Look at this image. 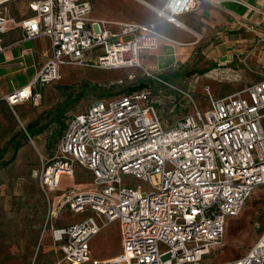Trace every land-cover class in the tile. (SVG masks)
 Segmentation results:
<instances>
[{"label":"built area","instance_id":"2783aa9c","mask_svg":"<svg viewBox=\"0 0 264 264\" xmlns=\"http://www.w3.org/2000/svg\"><path fill=\"white\" fill-rule=\"evenodd\" d=\"M201 1L166 0L155 12L179 25L177 16ZM231 1L257 16L247 27L264 46V0ZM29 6L33 16L17 23L24 31L22 40L45 35L51 53L30 83L4 98L10 106L39 102L42 94L34 87L60 79L63 64L140 68L148 74L141 56L163 37L154 23L91 17L89 0H31ZM9 20L0 9V51ZM178 90L192 110L169 130L163 129L147 89L98 99L68 120L57 152L33 176L49 205L60 175L71 174L75 164L91 172L94 188L64 197L49 208L46 222L65 205L73 212L90 209L104 223L119 220L122 252L107 260L92 258L89 240L102 225L91 215L51 227L61 252L58 264H201L222 239L226 218L237 216L253 190L264 185V77L223 97L206 88L204 110L189 91ZM122 175L149 183L151 190L123 183ZM213 264H264V231L242 256Z\"/></svg>","mask_w":264,"mask_h":264},{"label":"rangeland","instance_id":"374dc122","mask_svg":"<svg viewBox=\"0 0 264 264\" xmlns=\"http://www.w3.org/2000/svg\"><path fill=\"white\" fill-rule=\"evenodd\" d=\"M89 1L92 5V17L105 20H136L143 16L139 4L134 0ZM150 1L158 6L164 2V0ZM125 69L128 68L101 69L75 64L61 65L60 79L48 85L49 94L43 108L44 115L40 118L43 121L42 126L36 129V133L40 134L39 138L34 137L35 129L19 121L11 110L9 113H4L6 119L0 124V138L10 137V139L4 142L9 149L2 151L0 160V193H15L16 200L13 201L18 208H23L19 205L22 203L20 195L31 187L26 179L37 180L33 172L40 168L43 160L55 155L68 119L102 96L101 99L108 100L117 97L118 94L129 93L130 85H144L143 88L151 93L164 130L173 128L181 116L192 110L190 102L178 89L189 90L201 110L208 106V103L203 100L207 97L197 98L190 88V82L176 81L178 75L175 72L166 77L157 76L148 70L147 74L140 68H132L133 78L129 80L128 74L124 72ZM246 73L251 76V80H258L264 77V68L255 73L247 70ZM158 79L169 83L174 88ZM221 79L225 78L218 77L217 81L220 82H217L218 87L215 93L218 97L242 89L250 82L244 80L237 86L230 87ZM194 83L200 82L194 81ZM204 86L201 87L202 96H206ZM22 144L25 146L20 152L19 147ZM122 181L143 191L151 190L149 183L139 181L131 175H122ZM93 188L91 172L75 164L71 174L60 175L54 192L49 194L50 202L53 207L71 193L87 192ZM43 196L46 201V195L43 194ZM69 209V206L65 205L61 210L62 214L57 218L61 220V225L78 220L88 212L76 215ZM262 231H264V185L253 190L237 216L226 218L222 239L217 245L210 247V252L203 257L201 264L223 263L242 256L255 243ZM35 235L34 227H0V264H58L61 252L52 241L49 224L41 227L38 238Z\"/></svg>","mask_w":264,"mask_h":264},{"label":"crops","instance_id":"0c3cea01","mask_svg":"<svg viewBox=\"0 0 264 264\" xmlns=\"http://www.w3.org/2000/svg\"><path fill=\"white\" fill-rule=\"evenodd\" d=\"M30 1L9 0L0 5L4 15L10 19L6 24V30L1 34L4 49L0 51V124L6 119L4 113H9L11 110L19 121L35 129L34 137L39 138L40 134L36 133V129L42 126L43 121L40 118L44 115L43 108L49 94L50 83L44 87H34V91L42 94L41 100L37 103L23 101L10 106L4 99L14 90L30 83L51 53L50 40L45 35L22 40L24 31L17 23L33 16L29 6ZM134 1L140 6L142 18L106 20L112 23L114 21L154 23L163 37L158 40L155 49L144 52L141 56L143 65L150 73L168 77L175 72L178 75L176 81L190 82V88L199 99L207 97V94L202 96L201 87L204 85V90L207 88L212 96L218 97L215 93L218 87L217 82H220L217 81L219 76L225 78L221 80L230 87H235L244 80L250 81L246 86L257 81L251 80V76L247 75L246 71L255 73L264 68V46L256 43V33L247 27L248 20L256 19L257 16L244 6L231 0H222L219 4L214 0H203L195 9L178 15L180 24L174 25L158 17L155 12L164 5L166 0L161 6L150 0ZM91 14L92 9L90 16ZM111 28L116 27L111 25ZM131 69L124 70L129 80L133 78L129 77L133 76ZM194 81L200 83L197 84ZM203 100L208 103V99ZM9 139L10 137L0 138V160L2 151L9 149L4 143ZM24 146L22 144L19 147L20 152L24 150ZM26 182L31 187L20 195L22 203L19 205L23 208H18L13 201L16 200L15 193H0V227H34L35 237L38 238L41 227H46L47 224H49V230L51 227L65 226L61 225L60 219H57L62 211L46 222L49 208L55 209L58 204L52 207V203L50 202L49 205L47 198L45 201L38 180L27 178ZM86 211L88 212L85 216L82 215L71 223L93 215L102 225L89 240L92 258L103 260L119 255L122 252L120 221L104 223L103 217L96 215L90 209L84 212H72L81 215ZM42 233L44 234V231Z\"/></svg>","mask_w":264,"mask_h":264},{"label":"trees","instance_id":"16d2710c","mask_svg":"<svg viewBox=\"0 0 264 264\" xmlns=\"http://www.w3.org/2000/svg\"><path fill=\"white\" fill-rule=\"evenodd\" d=\"M143 86L144 85H136V84L130 85V87H129V93L132 92V91L145 89V88H143Z\"/></svg>","mask_w":264,"mask_h":264}]
</instances>
